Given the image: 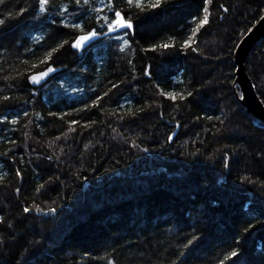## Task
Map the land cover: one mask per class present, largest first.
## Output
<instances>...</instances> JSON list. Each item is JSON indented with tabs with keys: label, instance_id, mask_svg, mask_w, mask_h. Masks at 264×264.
I'll list each match as a JSON object with an SVG mask.
<instances>
[{
	"label": "trees",
	"instance_id": "obj_1",
	"mask_svg": "<svg viewBox=\"0 0 264 264\" xmlns=\"http://www.w3.org/2000/svg\"><path fill=\"white\" fill-rule=\"evenodd\" d=\"M113 3L132 29L101 28V0L0 4V264H264V122L235 63L264 0ZM245 65L264 104V36Z\"/></svg>",
	"mask_w": 264,
	"mask_h": 264
},
{
	"label": "snow or ice",
	"instance_id": "obj_2",
	"mask_svg": "<svg viewBox=\"0 0 264 264\" xmlns=\"http://www.w3.org/2000/svg\"><path fill=\"white\" fill-rule=\"evenodd\" d=\"M81 2L83 3V5H89L91 0H75V4L77 6L81 5ZM135 2V6L138 7H142L143 6V0H126V3L129 6H133ZM4 0H0V4H3ZM50 0H38V4H39V10L40 12H46L47 11V6L49 5ZM101 3L103 5L102 8L96 9L93 8V11H104V9H107V11L109 12H114V19H109V17L107 15L102 16V17H98L97 18V22L99 23L100 21H102V23L100 24V27H107V30L109 32L112 31H116L120 28H124V29H132L134 27L133 22L130 19H126L124 15H122L121 11L116 10L115 5L113 3V0H101ZM208 4H212L213 0H207ZM152 8H158L160 7V0H157V3L151 4L150 5ZM67 8H64L63 11L67 12ZM24 11H27V9H25ZM225 11H227V9H225ZM208 14H207V10H205V16L203 18V23L201 25V27L203 25H206L208 23ZM5 21L3 19H0V25H4ZM53 23H55V21H53ZM63 27H71L72 29H79L80 31H84V24L82 23H63ZM199 28L196 29V32H199ZM101 33H98L96 31L95 28H93L91 31H88L86 34L84 35H80L77 36L73 42L71 43V47L80 50L85 43H87L88 41L94 39L95 37H97L98 35H100ZM68 41H64L60 47L63 48L65 44H68ZM125 43H127L125 41ZM186 47H190L191 46V41H187L185 43ZM164 48L169 47V45H163ZM54 51H56V49H54ZM48 59L51 60V54L48 55ZM42 62H46V61H42ZM53 71H55L54 68L52 67H48L45 71L40 72L37 75H32L30 76L28 79L33 83V84H38L40 83L43 79H45V77H47L50 73H52ZM113 87H117V85H113ZM162 95H168L171 99L175 100L176 96L175 94H166V93H161ZM105 96L108 95V93L106 92L104 94ZM104 97H100L95 104L92 105V107H96L99 105L100 100H103ZM7 99V97L5 98ZM5 119H7L5 117ZM2 122V121H0ZM13 123H16L17 121L13 120ZM73 123H76L75 121H73ZM71 130V129H70ZM17 175H19V173H17ZM25 211H28V209H25ZM0 222H3V217H0ZM189 243H191V241H189ZM237 253L233 252L232 256H236Z\"/></svg>",
	"mask_w": 264,
	"mask_h": 264
},
{
	"label": "water",
	"instance_id": "obj_3",
	"mask_svg": "<svg viewBox=\"0 0 264 264\" xmlns=\"http://www.w3.org/2000/svg\"><path fill=\"white\" fill-rule=\"evenodd\" d=\"M124 29V28H121ZM86 33L80 34L84 35ZM78 35V36H80ZM264 36V15L258 24L255 25V28L250 30L244 38L240 41L237 52H236V66H237V84L240 87V91L243 97V104L246 108L252 112L256 117H258L261 121L264 122V104L259 98L258 94L255 91L254 86L250 80L248 73L245 71V62L246 59L252 50L253 46ZM100 38V35L95 37L94 39L85 43L82 48H87L90 44L95 42ZM35 73L33 75L39 74ZM46 78V77H45ZM45 79H43L40 83H42ZM38 83V84H40ZM176 133V132H175Z\"/></svg>",
	"mask_w": 264,
	"mask_h": 264
},
{
	"label": "rangeland",
	"instance_id": "obj_4",
	"mask_svg": "<svg viewBox=\"0 0 264 264\" xmlns=\"http://www.w3.org/2000/svg\"><path fill=\"white\" fill-rule=\"evenodd\" d=\"M245 71H246V73H248V72H247V67H246V65H245Z\"/></svg>",
	"mask_w": 264,
	"mask_h": 264
}]
</instances>
